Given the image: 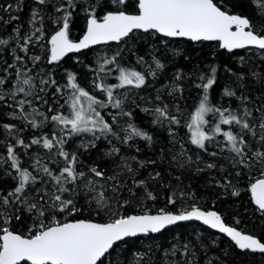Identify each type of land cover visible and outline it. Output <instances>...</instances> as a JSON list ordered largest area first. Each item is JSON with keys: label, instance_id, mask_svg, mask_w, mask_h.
I'll return each mask as SVG.
<instances>
[{"label": "snow or ice", "instance_id": "6c2138e0", "mask_svg": "<svg viewBox=\"0 0 264 264\" xmlns=\"http://www.w3.org/2000/svg\"><path fill=\"white\" fill-rule=\"evenodd\" d=\"M255 2L260 4V16L264 20V3L261 0ZM35 3L40 7L34 8L30 13L29 31L22 34V28L15 27L12 29L13 34L7 39L0 38V45H8L10 40H14L17 45L11 48L12 63L5 62L6 67L3 69L4 73L10 68L15 69V80L0 75V109H10L7 116L19 122H0V128L6 132L5 140L0 141V145L6 149V156L0 154V168L6 166L3 174L16 181L12 189H0V223L4 225L0 227V264H103L102 258L118 243L126 244L127 238L160 233L169 225L192 219L226 233L240 249L264 253V242L254 235L244 234L236 227L226 225L215 211H202L199 207L192 206L190 210L179 212L161 208L154 214L151 210H142L141 214L121 213L120 209H127L133 201L139 204L145 199L155 200L156 196L147 191L144 179L136 178L138 169L133 167V163H138L142 168L146 162L137 161L135 156H120L121 149L112 144V139H115L120 144L127 145L137 137L149 143L153 141L151 134L131 122L132 112L124 110L127 93L119 95L115 94V90L125 86H146L147 76L155 77L156 70L164 68L159 59L153 57L155 70L149 68L145 74L121 67V51L111 56H98L97 67L94 69L97 78L92 83L95 89L105 94L104 100L81 87L77 83L76 73L70 71L67 72V86L71 93L66 98L63 88L51 72L41 70L37 87L36 77L31 75L32 68L27 67L29 62L36 67L44 58L38 54H30V46L39 44L45 38V15L57 25L47 39L48 64H55L68 53L80 52L93 45L130 39V34L135 30L146 33L151 31L164 38L219 41V46L229 51L251 46L264 52V24L253 23L246 15L230 14V9L223 0H103V3L101 0H95L94 3L89 0H35ZM49 4L53 7L51 14L47 11ZM12 7L9 4L4 11L8 12ZM16 7L19 11V3ZM78 7L82 8L85 15L86 28L82 38L73 41L69 38L70 24ZM98 8L103 11L102 16L97 11ZM2 20L3 17H0V21ZM17 20L19 16H10L9 21L4 23ZM18 50L23 55L18 54ZM137 63H144V57H138ZM114 71L118 73L115 78L119 83H105ZM216 73L217 68L212 66L198 76L200 83L196 87L202 94L187 124L190 143L212 158H219L227 150L229 155L225 159L236 169V176L241 175L244 169L251 170L259 165L261 178L250 184V191L258 209L264 212V100L256 106L248 96H241L238 108L213 104L210 89L216 83ZM184 75L182 71H177L171 93H183L180 81L184 79ZM255 75L264 79L258 73ZM50 88L54 90L49 92ZM58 96L63 98V103H60ZM223 97H236V92L225 88L221 99ZM155 104V107H145L142 111L153 114V124L162 125L166 121L169 135L175 139L173 126L181 124L179 106L174 105V114L163 103L160 95L155 97ZM44 106H47L46 111H41ZM65 107L68 109L67 114L62 111ZM109 107L117 109L115 113H107L111 122L99 110ZM208 114L218 117L216 122L206 119ZM124 117L128 118V122L125 127H121L119 121ZM48 124L57 130L33 135L26 142L23 133L27 129H43ZM225 125L229 126L227 130L222 127ZM115 128H120L124 133L123 137ZM236 128L239 130L235 131ZM82 134H90L91 138L80 139L76 149L69 151L66 145ZM217 136L223 137V146L216 140ZM8 137L13 139L8 140ZM101 140L112 145L103 156L119 157V160L109 161L114 165L111 174L96 162L87 166L86 173L81 170L85 165L80 157L90 149H95L97 142ZM213 142L220 148L219 152H208L207 145ZM33 146L47 150L49 158L48 162H43V158L35 154L30 171L28 167L22 166L18 149H24L27 154ZM181 149L171 157L172 163L179 168L196 166L197 172L204 168H217L216 163L204 161L197 153L187 155L183 145ZM147 163L155 164L156 161ZM199 164H204V168H200ZM159 176V172L150 174L151 179ZM128 180H131V185ZM223 180L226 181L224 187H233L227 176ZM81 192L84 193L83 198L89 210L94 211L97 216L104 214L108 217L105 222L90 218H68L83 211L77 203ZM231 194L235 196L239 193L232 191ZM168 203L175 204V200L169 197ZM19 206L33 214L29 217L32 223L27 234L11 230L7 226L13 216L16 220L21 219L18 214ZM14 207L15 213L12 212ZM182 247L187 253L193 246L185 243ZM172 250L175 253L177 246L173 245Z\"/></svg>", "mask_w": 264, "mask_h": 264}, {"label": "trees", "instance_id": "16d2710c", "mask_svg": "<svg viewBox=\"0 0 264 264\" xmlns=\"http://www.w3.org/2000/svg\"><path fill=\"white\" fill-rule=\"evenodd\" d=\"M223 3L230 9V12H236L241 15L246 13V15L253 18V10L248 4V0H223ZM81 17L84 19V15H81ZM17 21H20V17ZM11 23L14 26V23ZM79 23V16H76L74 13L71 25L76 27L80 32L83 26ZM15 24L18 25L17 22H15ZM259 24H264V20H262L261 17L258 21V25ZM159 37V34H154L153 32L145 34L139 33L119 43H111L103 46L105 49H108L109 45L111 47L109 52L106 50L103 52V54L107 56L121 51L122 60H120V66L126 69H132L130 61L140 56L151 61L150 63L152 66L150 68L153 70H155L153 57H156L164 64L163 69L156 70L157 75L155 77L150 75L147 76L148 83L146 86L142 88L133 87L131 90L127 89L125 86L124 88L115 90V94L119 95L125 94V91L128 92L124 103V110L131 111L132 122L134 121V124L137 123L140 129L146 130L153 137L151 143L142 138H134L135 140H139L140 144L141 142L143 144L138 145L139 148L137 149H139V151L135 148L133 152L146 162L145 167L137 168L139 174L137 173L136 178L139 179L138 177L144 176L148 189L157 197L155 200H164V205L167 204L165 206H168V211L174 209L173 204L168 203L169 197H172L174 200L183 197L185 200L187 199L186 202L188 201V203H190V201H196L198 204L200 197V200L205 202L206 205H209L210 200L213 199L212 209L216 210L221 216L224 213L223 216H225V218H233L235 224L232 225L237 226V223L239 226L245 227L246 232L252 234L256 233L264 240V215L260 216L259 213L253 211V207L250 208L249 204L241 211L236 205L230 203L227 195L221 197L218 196L217 193L209 191L207 189V184L209 182L208 175L204 172L192 171L191 168H179L176 164L172 163V154L177 153L176 145L171 144L164 130L157 127H144L140 122L142 121L141 118H146L145 112H143L142 109L145 107L150 109L155 107V97L157 95L162 97L163 103L167 104L170 110L175 108L174 105H178L179 108L189 107L193 103L194 91L199 90V88L196 87V84L199 83V66H205V64L209 67L215 66L217 69L223 67L224 71L230 69L232 73L230 77L224 76L216 79V83L213 86V95L217 93L222 83H226L235 87L237 90L242 89L245 94L250 97V100L254 101L256 106H259L260 102L264 100V79L259 78L255 74L258 73L260 76L264 77V60L250 58L243 68L235 64L237 55L243 52L241 50H234L231 53H227L224 50L214 47L210 43H199V41L194 43L185 39L172 40L180 42L183 52L177 57H171V54L167 53L164 48L161 47ZM6 46L7 45H2V53L5 56L1 59L2 61L0 63V75L3 76L5 73L2 70V65L6 60L5 57H7L10 51L8 46ZM95 52L96 49L93 48L82 51L79 54V59L85 60L90 64L91 60L89 57ZM69 59H71V54L55 63V65L59 64L58 68L60 66H68L71 64ZM179 67L185 74L184 79L180 81L183 87V93H173L170 98L168 94L161 90V86L170 79L173 70ZM147 71L142 73L146 74ZM117 75L118 73L114 71L112 76L107 78L105 83H119L115 78ZM37 87H39V84H37ZM53 90L54 89H49V92ZM213 95L211 94V96ZM46 108L47 106H44L41 108V111H46ZM111 110L112 113L117 111V109L113 108H111ZM217 119L218 117L215 118V122ZM121 120L122 122L119 121L120 126L125 127L128 118L124 117ZM222 127L224 128V126ZM121 135L122 134H120V136ZM221 141L223 146V139ZM115 142L122 145L116 140ZM213 151L216 152L217 150L208 148V152ZM225 153L226 152H223L220 158L226 157ZM148 161H156V163L149 164L147 163ZM226 165L227 167L225 166L226 169L223 172L224 177L227 176L228 179L232 181L235 188L241 189L236 174L231 170L229 164ZM149 171L159 172L160 176L156 179H151L148 174ZM177 177H179V179H177ZM3 182V180H0V183ZM128 183L131 185V181H128ZM244 187H247V185L245 184ZM125 212L131 214L138 211H135L133 206H129L125 209L124 213ZM85 218L102 221L97 217L91 218L84 216L82 213H77L75 216L70 217V219ZM15 229L12 230L15 231ZM196 229H199V241H197L195 237V235H197ZM184 243L197 247L195 249L197 252L195 260H189L188 254L183 252L184 249L182 245ZM173 245L177 246L175 253H173L172 250ZM134 250L142 251L144 255L147 256L136 259L132 255ZM102 259L103 264H209V262H211V264H264V254L254 253L248 250H238L234 244L222 234L193 222L175 225L156 235L149 234L147 236L127 238L126 244L118 243L114 246V249L110 250L109 254ZM21 264L28 263L22 262Z\"/></svg>", "mask_w": 264, "mask_h": 264}, {"label": "rangeland", "instance_id": "374dc122", "mask_svg": "<svg viewBox=\"0 0 264 264\" xmlns=\"http://www.w3.org/2000/svg\"><path fill=\"white\" fill-rule=\"evenodd\" d=\"M89 2L94 3L95 0H89ZM17 3H19V6H20L19 11L17 10V7H16ZM101 3H103V0H101ZM261 3H264V0H261ZM9 4L13 5L12 9L8 12L4 11L6 6ZM248 4H249V6H251V8L253 10V15H252L253 18H251V16L249 17V15H246V13L245 14L243 13L242 15L248 16V18L250 20H252L256 24H258V21L260 20V17H261L260 11H259L260 4L256 3L255 0H248ZM37 7H40V6H38L35 3V0H2L0 2V17H3V20L0 21V38L7 39L10 35L13 34L12 29L15 27H21L22 28V34L27 33L29 31L28 19H29L30 13L34 8H37ZM106 10L107 9H104V11H106ZM47 11L49 14H51L53 12V7L51 4H49L47 6ZM97 11L99 12L100 15L101 14L103 15V11H101L99 8L97 9ZM74 13L76 16H79V22H80L79 24H81L83 26V29L79 32L76 27H73L70 24L69 37L72 39H78L85 31L86 20H85V15L82 11V8L78 7ZM74 13H73V16H74ZM56 15H59V14L57 13ZM81 15H84V19H82ZM10 16H19L20 21L19 22L18 21H10L8 23H4V21H9ZM72 20H73V18H72ZM11 22L14 23V26ZM15 22H17L18 25H16ZM76 25H78V24H76ZM44 27H45V33H46L44 40L40 41L39 44H33L30 46L31 47L30 54H33V53L38 54L44 58L42 59L41 62L38 63V65L36 67H33L31 62H29L27 65L28 68H32L31 75L36 77L37 84H38V79H39L38 74L41 73V70H43V72H51V73L53 72L52 75L54 76V78L58 82L59 86L61 88H63V90H64L63 95L66 98L71 93L70 87L67 86V72L70 71V72L76 73L77 83L81 87H83V88H85V90L89 91L90 94L95 95L98 99L104 100L106 98L105 94L100 92L98 89H95L93 87V83H92L93 80L97 78L96 72L94 71V69H96V67H97V57L105 55V54H103V52H105V50L107 52H109L111 50L110 45H109L108 49H105L103 47L104 45H108L111 43H119L121 41L109 42L106 44H100V45H96V46L88 48V49H91V48L96 49V52L92 53V55H90V57H89L91 60L90 64L85 60L79 59L80 52L85 51L87 49L81 50L80 52L69 53L66 56L71 54V59H69L71 64H69L68 66H62V67L60 66L58 68L59 64L48 65L47 53H46V49L49 47L47 44V39L56 30L57 25H55L51 22L48 15H45ZM137 32H139L141 34L146 33V32L141 31V30H135L133 34H130V37L134 34L138 35L139 33H137ZM149 32H151V31H149ZM149 32H147V33H149ZM159 36H160L159 41L161 42L160 43L161 47H163L167 53L171 54V57H177L178 55H180V53L183 52L182 48L180 46V42L172 41V40H178V39H183V38H164L161 35H159ZM125 39H128V38H125ZM197 42H194V43H197ZM199 43H210L214 47H217L220 50H224L227 53L233 52V51H226L225 49L220 48L218 41H199ZM7 46H8V49H10V51H9V54H7V57H5L6 60L3 62L2 70L6 67L5 62H7V64L12 63L11 48L17 47L16 42L14 40H10L9 44ZM0 49H2V45H0ZM237 50L243 51V52H241L240 55H237V59H235V64L237 66L244 68L245 64L249 61L250 58L264 60V52H261L254 47H247V48L237 49ZM0 53H1V55H0V63H1V61H2L1 59L5 55L2 53V51ZM18 54L23 55V53H19V50H18ZM241 58H243V59H241ZM150 62L151 61L144 59V63H137V58H133L130 61V66L132 68L131 70H135V71L139 70L140 72H145L152 66V64ZM93 65L95 68L93 67ZM17 67H19V64L17 65ZM209 68L210 67L206 64H205V66H199L198 75H200V73H202V72H207L209 70ZM177 71H182V70H180V67L178 69H174L173 73L170 75V79L167 82H165V84H163L161 86V90H163L166 94H168V96L170 98L173 95V93H171V86L174 83V76L177 73ZM231 74L232 73L230 71H224V68L222 67V68L217 69L216 79L218 77L221 78L224 76L230 77ZM4 76H8L9 79L14 81L15 80V69H11V68L8 69V72L5 73ZM199 83H200V81H199ZM126 88L131 90L133 88V86H126ZM225 88H229L230 90L235 91L236 97H231V98L230 97H223V99H221L223 90ZM4 90L6 91L7 89H4ZM241 90L242 89L237 90L235 87L231 86L230 84L222 83V85L219 87L217 93H215L214 95H213V87L210 89V100L213 104L223 105L224 107L231 106L232 108H238V106L240 105L239 97L248 96L247 94H245V92L243 90L242 91ZM194 92H195L194 93L195 95L193 97V103L189 107L180 108V110H181V116H180L181 124L179 126H173L175 133H176L175 139H173V137L169 135L168 124L166 121L162 125L161 124H153L152 121H153L154 117H153V114L151 112L145 113L146 118H144V117H143L144 119L141 118V120H142V121H140L141 124L144 127L149 126L150 128L151 127H157V128L163 129L164 132L167 134V138L170 140L171 144L176 145L177 153H179L182 150L181 145H183V149L186 151L187 155H193V153H197L198 155L201 156V158L204 161L210 162V163H216L217 168H214V169H206V168H204V164H199L200 168H204V170L200 171V172H204L206 175H208L207 177H208L209 182L207 184V189L209 191L217 193V195L221 196V197H223L224 195H227L230 203L233 205H236V207L238 209H241V211H243L246 208L247 204H249L250 208L251 207L254 208V209L252 208L253 211H255L256 213H259L260 216L264 215V212H261L258 209V206L254 203L252 196H251V191H250V184L252 182H255L256 179L261 178V169H260L259 165L254 166L251 170L244 169L242 171V174L237 176L239 184H240L239 186L241 187V189H237L234 186L226 188L223 186L226 183V181L223 180V177H224L223 172L225 171V169L227 167L226 164H229L228 161L225 159L229 155L228 151L227 150L224 151V152H226L225 153L226 157H224V158H220V157L219 158H212L209 155L205 154L203 151L198 150L196 148V146L191 145L190 140H189L190 130L188 129L187 124L190 122V114L192 112H194L195 107L198 105L199 98L202 94L200 89L198 91H194ZM125 93H127V95H128L127 91H125ZM211 94L213 96H211ZM57 98L60 99V103H63V98H61L60 96H58ZM166 98H168V97H166ZM55 106L56 105H54V107ZM99 110L101 111V113L103 115H105V118L108 119L109 122H111L110 116L107 115V113H109V112L112 113L111 108L99 109ZM8 111H10V109H8L6 107L0 109V112L3 113L2 115H0V122H3V123L15 122V123L19 124L18 121H14L11 117L7 116ZM62 111H64L65 114H67V111H68L67 107H65ZM171 111L175 114L176 108H172ZM215 118L216 117H214L212 114H208V116L206 117V119H208L212 123L215 122ZM120 121L122 122V120H120ZM133 123H134V121H133ZM135 125L139 127V125L137 123H135ZM20 126H23V125H20ZM122 127H124V126H122ZM228 127L229 126L225 125L224 129L227 130ZM56 130L57 129L53 125L48 124L43 129H31V128H29L23 133V135H24L26 142H27L28 140H30L33 137V135H40V134L45 133V132L50 133V132L56 131ZM115 130L117 132H119V134H122L121 137H123L124 133L120 131V128H115ZM234 130L238 131L239 129L236 128ZM144 131H146V130H144ZM5 136H6L5 130L3 128H0V141H4ZM90 138H91L90 134H82V136L80 138H73V140L70 141L66 145V148L69 151H73L76 149L77 145L79 144L80 139L87 140ZM109 138L112 139L111 137H109ZM11 139H13V138L8 137V140H11ZM222 139H223L222 136L216 137V140L221 142V146H222V141H221ZM5 142H7V141H5ZM112 144L121 149V152L119 154L120 156H125V157L135 156L137 161H144V159L138 157L133 152V150L135 148L136 149L139 148L138 145L143 144L142 142L140 144L139 140L133 139L132 141H129V143L127 145H123V144L119 145L118 143L115 142V139H112ZM111 146L112 145H109L108 142L105 140L98 141L97 147L95 149H90L88 152H85V153H83V155H81L80 159L83 162V164L85 165V167H83L81 170H83L87 173V170H88L87 166H90L93 164V162H96L101 167L105 168L109 174H111V172L114 168V165L111 164L109 161H111L113 159H115L117 161L119 160V157H105V156H103V153L105 151L109 150V148ZM207 147L209 149L217 150L216 152L220 151V148L215 145V142L208 144ZM18 152L21 156L22 166L28 167L30 171H32V168L30 167V165L32 164V157L35 154H39V156H41L43 158V162H48L49 154H48L47 150H44V149L39 148L37 146H33L32 149H30L27 154H25L24 149H22V148H19ZM0 154H3L6 156V149L3 147V145H0ZM193 160H195V156H193ZM50 166L51 167H58V166H62V165H50ZM229 166H230V164H229ZM133 167L134 168H140L139 164L135 163V162L133 163ZM230 168L236 174V169H233L231 166H230ZM191 169H192V171L193 170L196 171V166H192ZM5 170H6V166H4L3 168H0V180L4 181L3 183H0V189L7 191V190H10L13 187H15L16 181H14L10 176L4 175L3 173ZM154 173H155L154 171H151V172L149 171L148 174L150 176V174L154 175ZM140 174H141V172H140ZM138 178L145 180L144 176L138 177ZM96 179H98V178H96ZM128 181H131V180H128ZM101 183H103V181H101ZM245 184L247 185V187H244ZM35 187H39V185H35ZM147 191H150L148 189V187H147ZM232 191H237L239 194L234 196L231 194ZM83 197H84V193L81 192L77 203H78V206L83 209V211H81L79 213H82V214H84V216L91 217V218L97 217V218L102 220L100 222H105L108 219V217L104 214L97 216L94 211L89 210V208L87 207V202ZM156 199H157V197H156ZM186 200L183 197L175 200V204H173L174 209L172 211L173 212L184 211V210L190 209L192 206L199 207L200 209H203V210L212 209L211 207L213 205V203H212L213 199L210 200V204H209L210 206L206 205L205 202H202L200 200V197H199V204L196 201H190V203H188V201L186 202ZM165 205H167V204H165ZM165 205H164V200H159V201L155 200V202H154V200H149V199H145L139 204H137L135 201H133V203L131 204V206H133V209L135 211H138L135 213H138V214H141L142 210H151V212L153 214L156 213L161 208H164L165 210H167L168 206L166 207ZM19 208H20V212L18 214L21 215V219L16 220L13 216V218L11 219V221L8 223L7 226L11 230L16 228L15 231L27 234L28 228L32 223V219H30L29 217L33 216V214H30V213L24 211L23 206H19ZM120 211H121V213H124L125 209H120ZM12 212L13 213L16 212L15 207L12 209ZM65 215H67V214H65ZM223 215H224V213L222 214V216L221 215L220 216L227 225H230L232 227H236L238 230H240L241 232H243L245 234L254 235L258 239H260L262 242H264L262 237L258 236V234H256V233L252 234V233L246 232L245 227L239 226L237 223H236L237 226L232 225V224H235L233 222V218H231V217L225 218V216H223ZM70 217L71 216H69L68 218L70 219ZM193 223H195V222H193ZM3 226H4L3 223H0V227H3ZM196 231H197L196 232L197 235H195V237H196V240L199 241V235H198L199 229H196ZM215 237H216V235H215ZM196 248H197L196 246L192 247L189 250V252H187L188 258L191 261L195 260L197 257V252L195 250ZM137 253H140L142 255L137 256L136 255ZM132 255L136 259H140L143 256H147V255H144V253L142 251H137V250H134Z\"/></svg>", "mask_w": 264, "mask_h": 264}, {"label": "water", "instance_id": "95a60500", "mask_svg": "<svg viewBox=\"0 0 264 264\" xmlns=\"http://www.w3.org/2000/svg\"><path fill=\"white\" fill-rule=\"evenodd\" d=\"M230 14H235V13H230ZM141 31H143V30H141ZM85 32V31H84ZM84 34V33H83ZM83 34L77 39V40H74V41H78L80 38H82V36H83ZM183 39H185V40H187V41H190V42H197V41H191V40H189L188 38H183ZM110 42H117V41H110ZM219 42V41H218ZM109 43V42H108ZM219 44H220V42H219ZM93 46H96V45H93ZM93 46H91V47H93ZM220 47V46H219ZM249 47H251V46H249ZM221 48V47H220ZM241 49H243V48H241ZM82 50H84V49H82ZM226 51H229V50H227V49H225ZM234 50H237V49H233V50H231V51H234ZM69 54V53H68ZM254 201V200H253ZM255 203V202H254ZM188 210H190V209H188ZM202 211H215L218 215H219V213L216 211V210H214V209H208V210H203V209H201ZM135 214H138V213H135ZM223 220V219H222ZM98 222H100V221H98ZM188 222H195V223H198V224H200V225H202L203 227H206V228H208V229H210V230H212V231H214V232H217V233H219V234H222L223 236H225L228 240H230V242L232 243V244H234V246L238 249V250H248V249H240L236 244H235V242L231 239V237H229L226 233H221L220 231H219V229H213V228H211L209 225H205L202 221H200V220H195V219H192V220H188V221H180V222H177L176 224H174V225H169V226H167L166 227V229H168V228H170V227H173V226H175V225H178V224H185V223H188ZM224 222V221H223ZM225 223V222H224ZM226 224V223H225ZM227 225V224H226ZM228 226H230V225H228ZM230 227H232V226H230ZM166 229H164V230H166ZM238 230V229H237ZM163 231V230H162ZM161 231V232H162ZM238 231H240V230H238ZM149 234H151V235H156V234H158V233H148V234H140L138 237H140V236H147V235H149ZM245 234V233H244ZM249 235V234H248ZM131 238H133V237H131ZM248 251H250V252H253L252 250H248ZM254 253H260V252H254ZM262 254H264V253H262ZM22 263V262H21ZM28 264H31V262H27Z\"/></svg>", "mask_w": 264, "mask_h": 264}, {"label": "flooded vegetation", "instance_id": "af4514ba", "mask_svg": "<svg viewBox=\"0 0 264 264\" xmlns=\"http://www.w3.org/2000/svg\"><path fill=\"white\" fill-rule=\"evenodd\" d=\"M2 0H0V2H1ZM230 13H235V12H230ZM235 14H237V13H235ZM101 16H102V14H101ZM85 28H86V25H85ZM70 38V37H69ZM70 39H72V38H70ZM73 41L74 40H77V39H72Z\"/></svg>", "mask_w": 264, "mask_h": 264}]
</instances>
